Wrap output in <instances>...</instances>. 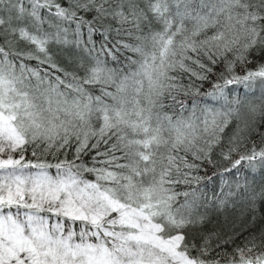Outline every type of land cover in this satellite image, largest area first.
<instances>
[{"label":"snow or ice","instance_id":"snow-or-ice-1","mask_svg":"<svg viewBox=\"0 0 264 264\" xmlns=\"http://www.w3.org/2000/svg\"><path fill=\"white\" fill-rule=\"evenodd\" d=\"M0 264H264V0H0Z\"/></svg>","mask_w":264,"mask_h":264}]
</instances>
